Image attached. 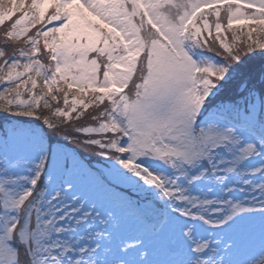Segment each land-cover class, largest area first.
<instances>
[{"label":"snow or ice","instance_id":"snow-or-ice-1","mask_svg":"<svg viewBox=\"0 0 264 264\" xmlns=\"http://www.w3.org/2000/svg\"><path fill=\"white\" fill-rule=\"evenodd\" d=\"M0 119V264H264V0H0Z\"/></svg>","mask_w":264,"mask_h":264},{"label":"rangeland","instance_id":"rangeland-1","mask_svg":"<svg viewBox=\"0 0 264 264\" xmlns=\"http://www.w3.org/2000/svg\"><path fill=\"white\" fill-rule=\"evenodd\" d=\"M28 2H30V0H28ZM19 14L17 13V16H18ZM16 17H14L13 19H15ZM55 23V22H54ZM37 27H39V25H37ZM24 123H26V124H28V123H31V122H24ZM5 124V122L3 123V125ZM31 125L32 126H36L35 124H32L31 123ZM2 132H1V130H0V134H1ZM53 143H56V141H54ZM61 145H62V147L65 149V151L66 152H68V153H73L72 152V150L70 149V148H68L65 144H62V143H60ZM77 158L88 168V169H90L93 173H95L96 174V176L97 177H99L100 179H102L103 180V182L107 185V186H109V187H112L113 189H114V191L116 192V193H119V194H121V195H125L121 190H119L118 188H127V189H129L131 192H133V189L130 187V186H128V185H126L125 183H123V182H121V181H118V180H115V179H113L112 181H111V183L109 184L108 183V180L107 179H105L104 177H105V175H106V172H107V166H108V161H107V163L106 164H100V163H91V164H93V165H91L90 163H88V162H86V161H84V160H82L80 157H78L77 156ZM100 171H102L103 172V176H100ZM126 196H129V195H126ZM146 197H147V194H140L139 196H134V197H132V199H139V200H141V202H144V200L146 199Z\"/></svg>","mask_w":264,"mask_h":264},{"label":"trees","instance_id":"trees-1","mask_svg":"<svg viewBox=\"0 0 264 264\" xmlns=\"http://www.w3.org/2000/svg\"><path fill=\"white\" fill-rule=\"evenodd\" d=\"M6 23H10V22H6ZM34 31V29H33ZM24 122H31L32 124L34 123V118H22ZM5 121L3 119H0V130H3V123ZM70 122V121H69ZM56 140L59 141L62 144H65L66 146L70 147L79 157H81L82 159L88 161L89 163H100V164H106L108 160H106L103 157H100L99 155H97L96 153L90 152L82 147H80L78 144L73 143L72 141L68 140L65 141L63 140L62 137L57 136ZM54 142V141H53Z\"/></svg>","mask_w":264,"mask_h":264}]
</instances>
